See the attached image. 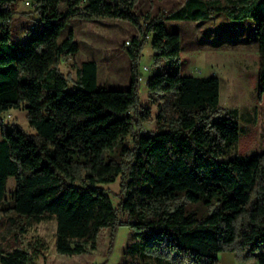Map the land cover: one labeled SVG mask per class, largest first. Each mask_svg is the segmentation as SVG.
<instances>
[{"label":"trees","instance_id":"trees-1","mask_svg":"<svg viewBox=\"0 0 264 264\" xmlns=\"http://www.w3.org/2000/svg\"><path fill=\"white\" fill-rule=\"evenodd\" d=\"M17 0H0V20L14 17ZM39 15L16 37L12 24L0 30V264H31L36 256L15 247L47 216L56 219V251L84 254L97 248L106 228L130 226L128 249L139 264H217L221 252L240 263L264 264V153L253 148L250 130L222 114L221 80L182 72V37L167 21L253 20L257 37L256 90L264 95V0H185L168 15L147 18L139 0H32ZM66 11L61 10V5ZM123 19L150 35L159 68L149 76L150 98L159 105L157 128L139 110L142 43L128 48V88L98 84V64L77 67L70 86L60 64L79 50L70 16ZM23 33L29 36L21 40ZM24 107L30 126L8 125L4 114ZM240 153L223 159L230 149ZM124 176L120 210L102 187ZM15 177L12 200L7 183ZM203 199L208 215L187 212ZM119 211L126 217L119 219Z\"/></svg>","mask_w":264,"mask_h":264},{"label":"rangeland","instance_id":"rangeland-1","mask_svg":"<svg viewBox=\"0 0 264 264\" xmlns=\"http://www.w3.org/2000/svg\"><path fill=\"white\" fill-rule=\"evenodd\" d=\"M30 0H17L13 5L14 17L11 21L16 37L27 25L39 24V15L28 4ZM185 0H139L136 12L146 26L147 18L168 15L180 9ZM66 11V6L61 5ZM170 32H178L182 37V72L195 76H217L221 80L222 114L238 120L245 130H250L253 148L249 153H264V95L262 99L256 90L258 73V45L253 20L228 22L218 16L205 22L167 21ZM73 32L79 44L76 54L70 55L60 64L61 71L68 77L70 86L77 80V67L84 61L95 60L98 64V84L107 89L128 88L131 80L132 59L128 48L134 40L142 43L140 72L138 75L140 111L147 107L151 119L143 123L139 132L152 133L157 128L159 105L149 95L147 79L159 68L155 64V51L150 35L146 36L133 23L123 19L70 16L62 38ZM140 75L143 79H140ZM8 125H19L28 133L35 130L30 126L27 110L13 108L4 114ZM223 159L240 153L235 146ZM241 154V153H240ZM16 179L10 177L7 183L5 202L12 200ZM115 206L120 210L124 200V176L104 184ZM187 212H196L200 217L208 215L203 199L186 205ZM119 219L126 217L119 211ZM56 219L47 216L42 222L30 227L15 247L30 251L36 256L31 264H137L128 249L133 244L130 226L117 225L101 231L97 248H88L84 254L63 255L56 251Z\"/></svg>","mask_w":264,"mask_h":264},{"label":"crops","instance_id":"crops-1","mask_svg":"<svg viewBox=\"0 0 264 264\" xmlns=\"http://www.w3.org/2000/svg\"><path fill=\"white\" fill-rule=\"evenodd\" d=\"M135 241H133L134 243ZM136 263L139 264L140 261L136 260ZM217 264H258V262L255 261H251V262H247V263H240L236 260L235 258V254L232 252H221L219 254V262Z\"/></svg>","mask_w":264,"mask_h":264},{"label":"built area","instance_id":"built-area-1","mask_svg":"<svg viewBox=\"0 0 264 264\" xmlns=\"http://www.w3.org/2000/svg\"><path fill=\"white\" fill-rule=\"evenodd\" d=\"M28 4L31 5L33 8H35V7L37 6V3L33 2L32 0H30V1L28 2ZM11 21H12L11 18L1 19V20H0V30H1L5 25L10 24ZM35 27H36L35 24H31V25H30V30H34ZM19 36H21V40H25V39L28 38V36H29V32H28V33H23V32H21V34H20ZM148 36H149V35H148ZM145 70H147L148 72H150L149 75H152V71H151V69H149L148 67H145ZM140 79H143V76H142V75H140ZM148 79H149V78H148ZM148 79H147V82H148Z\"/></svg>","mask_w":264,"mask_h":264}]
</instances>
